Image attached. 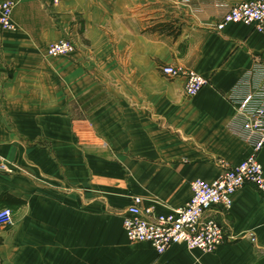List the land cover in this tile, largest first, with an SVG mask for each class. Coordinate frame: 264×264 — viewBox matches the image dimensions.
Wrapping results in <instances>:
<instances>
[{"label": "crops", "instance_id": "1", "mask_svg": "<svg viewBox=\"0 0 264 264\" xmlns=\"http://www.w3.org/2000/svg\"><path fill=\"white\" fill-rule=\"evenodd\" d=\"M13 1L15 29L0 28V196L22 203L0 228V264H264V192L250 183L205 212L224 230L214 252L159 255L122 225L133 195L168 213L193 179L253 153L233 102L264 63V33L216 29L244 0ZM63 38L74 51L45 54ZM168 63L208 83L188 95L184 77L160 72ZM257 160L264 174V146Z\"/></svg>", "mask_w": 264, "mask_h": 264}, {"label": "built area", "instance_id": "2", "mask_svg": "<svg viewBox=\"0 0 264 264\" xmlns=\"http://www.w3.org/2000/svg\"><path fill=\"white\" fill-rule=\"evenodd\" d=\"M40 1L55 5L63 0ZM212 1L221 5V0ZM14 5L13 0L0 2V28L3 30L15 29L11 19ZM229 22H242L264 33V0H244L233 5L216 24V29H223ZM74 50L73 40L63 38L49 44L45 54L66 56ZM159 70L168 78L184 77V91L191 96L208 83L203 75L185 66L168 63L160 65ZM255 73L257 77L251 81ZM240 83L246 86V90L233 102L234 120L239 121L238 131L251 142L253 153L236 164H224L213 180L193 179L190 183L191 197L168 213L155 214L152 206L142 209V198L133 195L122 219L129 242L147 241L159 255L175 243L184 244L188 249L214 252L224 242V230L205 212L216 205L230 209L233 192L245 183L253 184L264 192L263 168L257 160V152L264 146V63L256 62L253 70L245 74ZM12 224V211L0 208V228H9Z\"/></svg>", "mask_w": 264, "mask_h": 264}, {"label": "trees", "instance_id": "3", "mask_svg": "<svg viewBox=\"0 0 264 264\" xmlns=\"http://www.w3.org/2000/svg\"><path fill=\"white\" fill-rule=\"evenodd\" d=\"M20 203H22V200L11 198L10 196H6L4 194L0 196V208H9L12 211V209Z\"/></svg>", "mask_w": 264, "mask_h": 264}, {"label": "bare ground", "instance_id": "4", "mask_svg": "<svg viewBox=\"0 0 264 264\" xmlns=\"http://www.w3.org/2000/svg\"><path fill=\"white\" fill-rule=\"evenodd\" d=\"M187 248V247H186ZM188 249V248H187ZM190 249V248H189Z\"/></svg>", "mask_w": 264, "mask_h": 264}, {"label": "rangeland", "instance_id": "5", "mask_svg": "<svg viewBox=\"0 0 264 264\" xmlns=\"http://www.w3.org/2000/svg\"><path fill=\"white\" fill-rule=\"evenodd\" d=\"M134 243H136V242H134Z\"/></svg>", "mask_w": 264, "mask_h": 264}]
</instances>
